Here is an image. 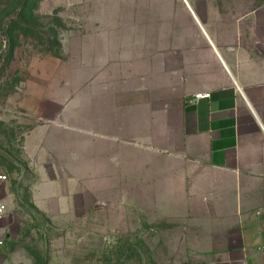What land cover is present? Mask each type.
Returning <instances> with one entry per match:
<instances>
[{
	"label": "crops",
	"instance_id": "1",
	"mask_svg": "<svg viewBox=\"0 0 264 264\" xmlns=\"http://www.w3.org/2000/svg\"><path fill=\"white\" fill-rule=\"evenodd\" d=\"M185 2L143 72L133 54V84L101 86L110 94L86 101L83 130L50 122L52 147L43 136V156L31 158L37 181L23 180L21 161L22 180L12 182L0 157V264H34L14 247L27 189L58 219L92 221L94 203L115 197L118 224L131 214L194 238L191 251L213 254L211 264H264V3ZM0 147L14 157L1 138Z\"/></svg>",
	"mask_w": 264,
	"mask_h": 264
},
{
	"label": "rangeland",
	"instance_id": "2",
	"mask_svg": "<svg viewBox=\"0 0 264 264\" xmlns=\"http://www.w3.org/2000/svg\"><path fill=\"white\" fill-rule=\"evenodd\" d=\"M11 4L0 0V138L20 163L27 162L23 180L35 182L40 176L31 158L43 156L36 149L43 136L52 147L50 122L60 118L83 130L86 101L108 96L103 86L133 84L127 76L134 53L141 54L134 64L143 72L150 52H164L167 17L183 0H40L36 11L22 15L12 14ZM82 135H74L79 152ZM9 169L12 182L22 180L19 166ZM20 196L14 247L34 264L212 263L213 254L191 251L188 240L194 238L165 235L159 224L133 221L131 214L118 224V207L110 203L115 197L94 203L92 221L85 222L58 219L53 206L37 203L34 190ZM175 227L170 232H180Z\"/></svg>",
	"mask_w": 264,
	"mask_h": 264
},
{
	"label": "trees",
	"instance_id": "3",
	"mask_svg": "<svg viewBox=\"0 0 264 264\" xmlns=\"http://www.w3.org/2000/svg\"><path fill=\"white\" fill-rule=\"evenodd\" d=\"M39 1L40 0H12L11 13H14L15 15H22L25 12L33 13L38 9ZM4 162H6V164H8L10 168L15 167V165L10 162H7L5 160Z\"/></svg>",
	"mask_w": 264,
	"mask_h": 264
},
{
	"label": "water",
	"instance_id": "4",
	"mask_svg": "<svg viewBox=\"0 0 264 264\" xmlns=\"http://www.w3.org/2000/svg\"><path fill=\"white\" fill-rule=\"evenodd\" d=\"M0 157L5 159L6 161L19 166L22 170L24 169V166L16 159L14 158L10 153H8L6 150L2 149L0 147Z\"/></svg>",
	"mask_w": 264,
	"mask_h": 264
},
{
	"label": "built area",
	"instance_id": "5",
	"mask_svg": "<svg viewBox=\"0 0 264 264\" xmlns=\"http://www.w3.org/2000/svg\"><path fill=\"white\" fill-rule=\"evenodd\" d=\"M209 93H199L195 95L196 99L202 98V97H208ZM1 166V163H0ZM7 179V175L5 173H0V180H6ZM6 211V207L4 204H0V217H2L4 215Z\"/></svg>",
	"mask_w": 264,
	"mask_h": 264
}]
</instances>
